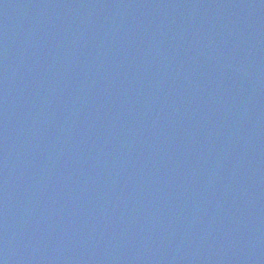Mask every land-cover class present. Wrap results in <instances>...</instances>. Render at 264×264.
Instances as JSON below:
<instances>
[{
    "label": "water",
    "instance_id": "95a60500",
    "mask_svg": "<svg viewBox=\"0 0 264 264\" xmlns=\"http://www.w3.org/2000/svg\"><path fill=\"white\" fill-rule=\"evenodd\" d=\"M0 264H264V0H0Z\"/></svg>",
    "mask_w": 264,
    "mask_h": 264
}]
</instances>
